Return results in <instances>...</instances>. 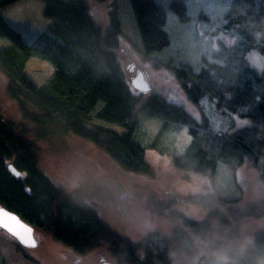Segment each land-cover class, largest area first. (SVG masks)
I'll return each instance as SVG.
<instances>
[{
  "label": "trees",
  "instance_id": "obj_1",
  "mask_svg": "<svg viewBox=\"0 0 264 264\" xmlns=\"http://www.w3.org/2000/svg\"><path fill=\"white\" fill-rule=\"evenodd\" d=\"M21 1L0 0V9ZM42 1L43 16L51 23L37 44L0 14V38L9 41L0 48V69L8 79L7 95L21 116L19 120L0 114V206L78 257L105 250L120 264H162L169 255L166 240L151 234L144 243H134L111 229L95 209L81 205L41 171L37 143L74 136L91 143L122 170L150 178L155 176L147 158L150 151L175 170L207 177L211 184L219 182L222 172L234 176L247 164L264 183V71L248 58L250 52L264 57V0H223L222 28L230 38L218 44L209 60L191 64L167 58L165 66L197 108L198 119L161 93L134 88L116 53L124 35L116 7L104 28L89 16L84 0ZM128 2L145 57L170 50L175 30L171 25L178 29L194 19L188 0ZM168 11L175 18L169 19ZM197 17L210 21L204 12ZM32 59H44L55 68L44 85L27 71ZM148 120L161 123L156 133L148 131ZM239 121L248 125L238 127ZM175 129L186 137L179 141L178 131L170 137ZM10 165L24 176L14 177ZM170 199L167 204L176 205L184 198ZM222 199L233 217L243 218L233 209L241 196ZM256 211L249 212L263 213ZM184 222L194 231L203 227ZM221 251L231 253L227 246ZM17 252L25 253L20 248ZM244 255L233 253L230 261L206 264H264V232H256ZM0 264H8L1 249Z\"/></svg>",
  "mask_w": 264,
  "mask_h": 264
},
{
  "label": "rangeland",
  "instance_id": "obj_2",
  "mask_svg": "<svg viewBox=\"0 0 264 264\" xmlns=\"http://www.w3.org/2000/svg\"><path fill=\"white\" fill-rule=\"evenodd\" d=\"M84 1L89 16L104 28L109 24L110 11H114V7L118 9L124 35L116 53L129 81L132 82L140 73L139 88L147 84L150 87L148 92L161 93L169 101L181 103L198 119L197 108L188 101L165 62L169 56L185 59L191 64L202 58L209 60L218 44L229 40V35L222 28L226 9L223 0H188L194 19L178 29L171 25V29H175L172 47L154 57L142 54L128 0ZM159 2L166 4L169 0ZM44 8L42 0H24L1 8L0 14L33 45L39 42L51 23L43 16ZM201 12L210 17L209 22L199 20L197 16ZM168 15L169 19L175 18L171 11ZM8 45V40L0 38V48ZM248 58L253 67L264 71L263 56L250 52ZM54 69L53 64L44 59H32L27 71L37 84L44 85ZM7 86L8 79L0 69V114L21 120L17 103L7 95ZM146 125L150 133H156L161 123L148 120ZM247 125L248 122H238V127ZM112 129L121 130L117 126H112ZM176 131L179 141L186 137L185 132L178 129L171 131L170 137H175ZM37 144L41 171L81 205L95 209L111 229L134 243H144L151 234H159L166 240L169 255L162 264L230 261L233 253L245 258L244 253L254 243L256 232H264V183L258 171L247 164L237 169L234 176L222 172L217 177L219 182L211 184L207 177L175 170L156 151L147 154L155 171V176L150 178L122 170L91 143L74 136ZM224 194L241 196V201L233 209L238 212V217L241 215L243 218L237 220L222 204ZM178 197L184 199H179L176 205L167 204L170 198ZM185 200L191 202L184 203ZM252 209L263 213L253 215L249 212ZM184 220L203 223V227L191 230L185 226ZM36 238L38 247L28 250L0 230V249L8 264H120L105 250L78 257L51 236L36 231ZM224 246L230 255L221 251ZM17 248L25 253L17 252Z\"/></svg>",
  "mask_w": 264,
  "mask_h": 264
},
{
  "label": "water",
  "instance_id": "obj_3",
  "mask_svg": "<svg viewBox=\"0 0 264 264\" xmlns=\"http://www.w3.org/2000/svg\"><path fill=\"white\" fill-rule=\"evenodd\" d=\"M134 85L135 87L139 88L138 86H136L137 85L136 80L135 82L133 81V86ZM147 89L149 90V88ZM8 170L16 178H21L24 176L20 171H18L15 168L14 165L8 166ZM0 214H2L0 215V230L1 231H4L7 235L13 238L24 249L32 250L38 247L39 243L36 238V230L34 227H32L31 225L23 221L17 214L1 206H0ZM4 225H7V227H4ZM9 229H11V231H9ZM27 229H30L31 232L29 233ZM32 239L35 240L36 246L35 247L26 246V243H29ZM22 240L24 242H21Z\"/></svg>",
  "mask_w": 264,
  "mask_h": 264
},
{
  "label": "snow or ice",
  "instance_id": "obj_4",
  "mask_svg": "<svg viewBox=\"0 0 264 264\" xmlns=\"http://www.w3.org/2000/svg\"><path fill=\"white\" fill-rule=\"evenodd\" d=\"M141 90H142V91H147L148 89H147V87L145 86V87L142 88ZM245 123H247V122H245ZM17 175H18V174H17ZM0 215H2V214H0ZM13 219H14V217H13ZM4 227H7V225H4ZM9 231H11V229H9ZM27 231H28L29 233L31 232L30 229H27ZM21 242H24V241L22 240ZM26 246H28V247H35V246H36V242H35V240L32 239L29 243H26Z\"/></svg>",
  "mask_w": 264,
  "mask_h": 264
},
{
  "label": "crops",
  "instance_id": "obj_5",
  "mask_svg": "<svg viewBox=\"0 0 264 264\" xmlns=\"http://www.w3.org/2000/svg\"><path fill=\"white\" fill-rule=\"evenodd\" d=\"M141 76H142V75H141ZM139 77H140V75L138 76V78H139ZM135 80H136V83H137V84L140 83V79L137 80V79L135 78L133 81L135 82ZM133 81H132V85H133ZM146 85H147V84H146ZM136 86H137V85H136ZM144 87H145V84H143V88H144ZM134 88H135L136 90H139V91L143 92V91L141 90V88H137V87H135V85H134ZM147 88H150V87L147 85ZM146 92H148V91H146ZM146 92H145V93H146Z\"/></svg>",
  "mask_w": 264,
  "mask_h": 264
},
{
  "label": "flooded vegetation",
  "instance_id": "obj_6",
  "mask_svg": "<svg viewBox=\"0 0 264 264\" xmlns=\"http://www.w3.org/2000/svg\"><path fill=\"white\" fill-rule=\"evenodd\" d=\"M140 75V81L142 80V76H141V74L139 73L138 75H137V77H136V79L138 80V76ZM145 84V83H144ZM145 86L147 87V85L145 84Z\"/></svg>",
  "mask_w": 264,
  "mask_h": 264
}]
</instances>
